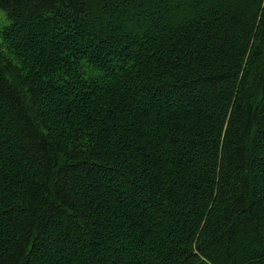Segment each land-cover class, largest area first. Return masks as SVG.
Here are the masks:
<instances>
[{
	"label": "trees",
	"instance_id": "trees-1",
	"mask_svg": "<svg viewBox=\"0 0 264 264\" xmlns=\"http://www.w3.org/2000/svg\"><path fill=\"white\" fill-rule=\"evenodd\" d=\"M0 9V264H264V0Z\"/></svg>",
	"mask_w": 264,
	"mask_h": 264
},
{
	"label": "rangeland",
	"instance_id": "rangeland-1",
	"mask_svg": "<svg viewBox=\"0 0 264 264\" xmlns=\"http://www.w3.org/2000/svg\"><path fill=\"white\" fill-rule=\"evenodd\" d=\"M8 23L7 17L2 9H0V31L3 26H5ZM2 42L1 36H0V43ZM2 50L5 52L4 48L2 47Z\"/></svg>",
	"mask_w": 264,
	"mask_h": 264
}]
</instances>
